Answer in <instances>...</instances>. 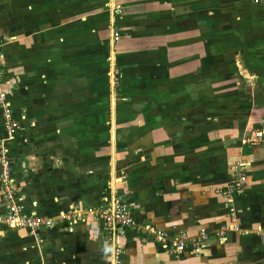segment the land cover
Segmentation results:
<instances>
[{"label": "crops", "instance_id": "crops-1", "mask_svg": "<svg viewBox=\"0 0 264 264\" xmlns=\"http://www.w3.org/2000/svg\"><path fill=\"white\" fill-rule=\"evenodd\" d=\"M118 4L113 39L106 0H0L3 90L18 123L10 186L21 213L52 223L36 235L0 223V264H109L85 210L112 192L142 226L208 236L199 253L169 256L127 230L121 264H264V2ZM112 73L124 98L108 102V138L82 139ZM1 123L0 112V145ZM237 162L245 181L226 198L216 191ZM7 205L0 188V218Z\"/></svg>", "mask_w": 264, "mask_h": 264}, {"label": "built area", "instance_id": "built-area-1", "mask_svg": "<svg viewBox=\"0 0 264 264\" xmlns=\"http://www.w3.org/2000/svg\"><path fill=\"white\" fill-rule=\"evenodd\" d=\"M119 0H106V11L110 16V25L112 28L113 39L116 35L113 32L115 20L119 18L121 8L118 4ZM264 0H253L254 5L262 4ZM114 74H112L113 78ZM113 84V79H112ZM0 112L1 124L3 130V138L0 145V188L8 201L7 213L0 218V223L12 229H24L31 235H36L40 230L51 227V220L45 216L34 214H23L20 212L18 205L15 203L16 197L11 189V178L9 176L10 160L3 145L12 138V131L17 122L13 118L11 105L7 99V95L3 90L2 80V62L0 56ZM261 137L260 132H255L252 137H248L243 143L254 144ZM245 166L242 162H237L232 167V173L236 177L224 191L218 190L217 193L229 198L233 191L240 189L245 181ZM87 214L92 216L98 224L102 233L103 246L108 250L109 264H121V256L123 250L117 245L116 237L124 231L134 232L140 243L154 242L167 255L176 256L186 252L189 255L199 253L200 249L207 244L208 236L204 231H199L194 237H189L182 232L176 234H168L149 226H142L137 223L133 213L126 203L123 196L119 193L112 192L109 198L95 208H87ZM78 212L68 211L61 218L74 219ZM227 215L230 219L233 216V210L227 207ZM220 238V234L214 235Z\"/></svg>", "mask_w": 264, "mask_h": 264}, {"label": "rangeland", "instance_id": "rangeland-1", "mask_svg": "<svg viewBox=\"0 0 264 264\" xmlns=\"http://www.w3.org/2000/svg\"><path fill=\"white\" fill-rule=\"evenodd\" d=\"M253 1V0H252ZM225 2H227V0H225ZM113 32H114V34L116 35V36H118V30H117V27H115V28H113ZM114 72H115V70H114ZM113 74V73H112ZM112 79H113V88L112 89H114L113 90V94L111 93H109V94H104V95H101V96H93V98H94V102H97V103H99L100 105L98 106H95V108H94V112L93 113H91V112H89V113H91V115H94L95 116V125L94 126H90V127H88V128H85V129H83V128H81V130H80V132H79V136L82 138V139H87V138H89V137H92V140H94V141H96V140H102L103 139V136H107V138H108V133H107V131H108V129L105 127V126H102V122H103V120L105 119V118H108V116H109V110L108 109H106V107L108 106V102L110 101V98H111V101L113 100H115L114 102H116L117 100H120V101H122V99L124 98L123 96H121V95H118L117 94V88H119V83H120V80H119V73H114V76H113V78L112 77H110V80H111V85H112ZM80 81V80H79ZM112 91V90H111ZM113 97V98H112ZM107 100V101H106ZM21 102V101H20ZM23 102V101H22ZM71 103H73V105H74V107L76 106L75 105V103H76V99H75V97H73L72 98V102ZM80 104H81V100L79 99V109L81 110V108H82V105L80 106ZM79 110V113H77V112H74V111H71V112H69L70 114L72 113V114H74V116H75V114L77 113V115L79 114V117H84L85 115H87L88 113L87 112H85L84 110L82 111H80ZM12 111V110H11ZM52 113H55L54 111H52ZM30 114H31V112H30ZM40 116H41V118H44L45 117V115H43V112H39L38 113ZM71 114V115H72ZM12 115H13V113H12ZM76 117H78V116H76ZM13 118L15 119V121L17 122V120H16V118L14 117V115H13ZM69 118H71V116L69 115ZM78 130H79V128H78ZM17 131H18V123L15 125V127L13 128V131H12V138L7 142V143H5V144H2L4 147H3V149L6 151V153H7V156H8V158H9V162L11 163L12 162V159H11V149H12V142H13V140H14V138H15V136L17 135ZM64 132L63 133H65V131L66 130H63ZM70 132L71 131H68V133L70 134ZM94 138V139H93ZM89 139H91V138H89ZM24 140V139H23ZM22 140V143H23V145L25 146V144H26V142H25V140L23 141ZM64 144L66 145V144H69V143H67V142H64ZM83 144H86V143H83ZM83 144L82 143H79V147L81 146H83ZM61 145H62V143H61ZM59 147H58V149L61 147L60 145H58ZM84 146H86V145H84ZM97 146H98V144L97 143H92V144H90L89 145V148L88 149H83V150H85V153H84V155L83 156H85L87 159H94V157H89V155H92V153H94L95 151H97ZM108 150V149H107ZM91 152V153H90ZM82 156V157H83ZM79 157H81V156H79ZM93 161V160H92ZM107 161V160H106ZM80 164H81V161L79 160V166H80ZM101 165V164H100ZM98 166H99V164H98ZM10 173H11V166H10V168H9V176H10ZM11 178V177H10Z\"/></svg>", "mask_w": 264, "mask_h": 264}]
</instances>
